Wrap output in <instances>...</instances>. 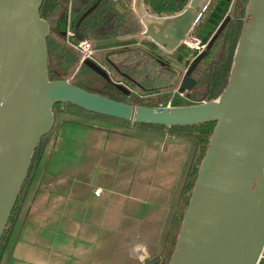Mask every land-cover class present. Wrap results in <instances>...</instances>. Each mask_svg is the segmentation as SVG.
<instances>
[{
	"label": "water",
	"instance_id": "1",
	"mask_svg": "<svg viewBox=\"0 0 264 264\" xmlns=\"http://www.w3.org/2000/svg\"><path fill=\"white\" fill-rule=\"evenodd\" d=\"M213 1L187 0L178 13L161 16L149 12L145 0H133V12L143 28L141 37L162 53L173 55L204 23ZM237 3L233 0L205 49L186 68L178 83L179 93L195 87L192 75L235 16ZM42 4L43 0H0V243L33 156L54 126L53 109L67 105L100 117L165 129L214 124L169 259L160 263L156 253L142 264H258L264 251V0H247L222 93L206 102L164 107L116 101L109 91H88L69 77L50 79V26L40 15ZM77 33L79 38L94 41ZM59 44L74 55L64 40ZM82 65L106 75L88 60ZM135 138L187 147L178 185L190 143L175 138Z\"/></svg>",
	"mask_w": 264,
	"mask_h": 264
},
{
	"label": "crops",
	"instance_id": "2",
	"mask_svg": "<svg viewBox=\"0 0 264 264\" xmlns=\"http://www.w3.org/2000/svg\"><path fill=\"white\" fill-rule=\"evenodd\" d=\"M168 1L145 0L144 6L152 13L154 5ZM119 2L133 12V0ZM142 31L139 24L137 33L111 43L131 41L139 47L136 40ZM54 41L60 45L63 39ZM97 52L98 57L107 51ZM71 57L77 63L78 54ZM78 126L71 121L60 124L55 143L42 154L23 195L24 214L13 221L0 264H142L156 253V260L166 261L186 146L125 138L90 126L82 139ZM93 138L103 140L97 161Z\"/></svg>",
	"mask_w": 264,
	"mask_h": 264
},
{
	"label": "trees",
	"instance_id": "3",
	"mask_svg": "<svg viewBox=\"0 0 264 264\" xmlns=\"http://www.w3.org/2000/svg\"><path fill=\"white\" fill-rule=\"evenodd\" d=\"M96 2L97 0H43L40 15L43 19L48 21L52 34L56 35V37L61 40L63 39L62 34L66 29L68 17L70 21V29L76 37H78V30L101 41L131 36L138 32L139 24L135 19L133 12L122 6L119 0H101L93 11H91L87 16L83 17ZM186 2L187 0H169L166 2V4L164 3V5H154L152 7V13L160 15V13H164L165 11H168L169 13L179 12L184 8ZM232 3L233 0H214L210 9V13L205 22L194 30V33L201 39L203 43H207L211 36L215 33L216 29L221 24L225 16L229 13ZM67 6H69L68 10ZM166 8H168V10H164ZM57 11L61 12L58 16H56ZM238 24L239 19L236 18L235 14V18L229 21L225 29L216 39L214 44L211 46L194 71L193 75L198 76L194 78L192 75L196 81V85L189 92L191 95L185 96L186 100H191L197 103L203 100L205 101L214 99L222 93L229 76V70L235 50L234 48ZM51 42L55 44L57 48V54L68 56V53H66V50L63 47L58 45L55 41ZM110 48L117 49L111 50ZM97 49L107 51L102 55L101 58L100 56L97 57L96 55L97 60L100 63L102 62V64L108 66L110 70L112 69L118 77L123 79L131 88L135 90L137 89V93L140 94L153 93L162 95V92H168L169 94L173 87L178 86L180 80L178 69L180 67L187 68L191 62V59L195 55V53L188 48H180L172 56H169L163 54L152 44L149 45L148 43L144 42L141 44V46L136 47L131 41L124 43L114 42L101 44ZM69 56L71 57V54ZM72 59V63H74L75 60L74 58ZM152 64L157 68L159 71L158 74L161 76H151L150 70H148V68ZM141 68L145 72L144 74L141 73L144 75L143 78L141 77V74L138 76L139 79L135 78L134 74L138 73L137 71L141 70ZM81 69L93 72L90 68L84 65L81 66ZM154 77L156 78L154 79ZM164 80L166 81L165 84H163ZM144 83L147 84V86ZM76 85L88 91H92L81 85ZM121 95L124 97V99H122L120 102H125L136 106L134 101H132V103L125 101L126 98L130 100H136V94L130 93L128 96L126 93H121ZM199 95H202L201 99H203H200V101L194 100L195 97H198ZM137 104L157 106L158 102L155 103V105H150L153 103L145 102V100H143ZM182 104L186 105L185 102L179 103V105ZM66 108L71 110L73 109V111L85 114L87 116L99 117L124 125L130 124L128 122L89 114L74 106H66ZM132 125L134 127L144 129H164L163 127L159 126ZM213 127L214 124L211 123L193 127L169 128V130L180 136H189L195 133L197 135L196 140L202 145L204 151V148L208 144ZM39 149L41 148H38L33 156L32 167H35L39 161L41 153ZM196 169L197 168L195 167L193 172L189 173L188 176L193 177L197 172ZM181 186L182 193H185L191 189L192 184L191 182L184 180ZM14 217L15 213L12 214L7 226L8 228L10 226V228H6L2 238V246L7 239L9 230H11L13 226Z\"/></svg>",
	"mask_w": 264,
	"mask_h": 264
},
{
	"label": "rangeland",
	"instance_id": "4",
	"mask_svg": "<svg viewBox=\"0 0 264 264\" xmlns=\"http://www.w3.org/2000/svg\"><path fill=\"white\" fill-rule=\"evenodd\" d=\"M148 3H150V0H148ZM246 4H247V0H238V3H237V8H236L235 14H236V18L239 19V24H238V29H237L236 43H237L239 31H240L241 21H242L243 16H244ZM68 8H69V6H67V10H68ZM169 10H171V9H169ZM62 12H63V10H62ZM60 13L61 12L57 11L56 16H58ZM205 19H206V17L204 18V20L203 19L202 20L205 22ZM50 20H51V18H50ZM200 25H202V24H200ZM192 35L196 36L201 41V39L194 33V31L192 32ZM55 38H56V35L52 34L51 29H50L49 41L47 40V58H48L49 78L50 79L68 77V72H69L68 70L70 69L72 62H73L72 57L69 56L71 53H69L67 50H66V53H68V56H62L61 54H57V48H56L55 44L53 42H51V41H54ZM236 43H235V46H236ZM182 48H186V47L183 46ZM102 52H103V50H102ZM102 52H101V54H103ZM169 56H172V55H169ZM101 57H102V55H100V58ZM105 69H106L105 73L107 76L103 75V73L102 74H96V73L89 72L85 69L80 68L74 74H72V72L70 71L69 72V79H71L75 83V85L76 84L81 85V86H83L89 90H97L100 93H102L105 90H111L113 92L112 98L115 100H118V101H121L123 99V96L121 95L122 92H130L131 91L134 94H136L137 99L136 100H134V99L130 100V99L126 98L125 101L131 102V103H132V101H134L136 103V105H138L137 103L143 101L145 98H146L145 102L149 101L150 103H153L150 105H155V103L160 102L162 99L166 98L169 95L168 92H166V93L162 92V95L161 94H153V93H146V94L137 93V89L135 90V89L131 88L129 85H127L123 79H121L120 77L115 75V72L112 69L110 70L108 68V66H105ZM148 70H150V74L152 77L153 76L159 77V75H160V74H158L159 71L157 70V68L153 64L148 68ZM185 70H186V68H184V67H180L178 69V75H179L180 79H181L183 73L185 72ZM137 72L138 73L134 74L135 78H138V76L141 73H143V74L145 73L142 68H141V70H139ZM146 72H148V71H146ZM143 74H141L142 78L144 76ZM193 77L195 78L198 76L193 75ZM155 78L156 77H154V79ZM165 83H166V81L164 80L163 84H165ZM145 85L147 86V84H145ZM115 88H118V90ZM175 88L176 87H173L171 89V91L174 90ZM171 91L169 93H171ZM190 95H191L190 93L187 94V96H190ZM201 97H202V95H199L198 97H195L194 100L200 101ZM214 99H216V98H214ZM211 100H213V99H211ZM203 101H200L197 103H201ZM206 101H209V100H205V102ZM181 102H185L186 105L197 104L196 102H193L191 100H186L185 96L183 99H180L179 103H181ZM66 106L67 105H64L63 107H61L60 105L55 106V108L53 109L54 123L57 124V121L60 119V117H62L63 121H66V122L71 121L74 124L78 123V125H80L78 127L81 128L80 130L79 129L78 130H79L80 137L82 139H84L83 133L85 131H88V128L86 126H90L91 128H97L100 130H109L112 132H119V133L123 134L125 136V138H129L128 136H132V135L147 136V137H155V135H162L164 137L175 136L178 138L176 140L189 142L191 145L190 152H189V163L184 169V173H183V175L181 177V181H180V186L183 184L184 180L191 182V184L193 186L196 174L193 177L188 176V174L193 172V169L195 167L197 168L196 170H198L200 163L202 161V158L204 156L205 150L207 148V146H206L204 148V151H203L202 145L199 144L198 141L196 140L197 135L195 133H193L192 135H189V136H185V135L180 136V135L174 134L169 129H165V128L161 129V130L138 128V127H134L132 125V123H130L129 125H126V124L124 125V124H120L117 122L105 120V119H102L99 117L87 116L85 114L77 113V112L73 111V109L71 110V109L66 108ZM60 111H63V114H59ZM89 134H90L89 138H91V135L93 133H89ZM102 141L103 140H101V138H100V141L95 140L94 138L92 141L93 158H95L96 161L98 160L100 152H101L100 147H101ZM95 160H93V162ZM177 178H178V176H177ZM27 186H26L25 190L23 189L24 188V186H23V188L20 192L19 198H18V202H17L16 207L13 211V213H15V217L17 216L16 218L18 221L20 219L21 214H24L23 213L24 209L22 210L24 205H22L21 208H20V205L22 203V199H23V195H24L25 191L27 189H29V187H27ZM191 190H192V187L187 192L182 193V189H181V195H180L181 199H180V201L178 200V203H177L176 208H175L176 222H175V225L173 227V235L171 237L170 246L166 250L167 255H168V258L166 260H168L170 257L174 242L176 240V237H177V234L179 231V227H180V224L182 221V217H183L184 211L186 209L187 202L190 198ZM178 192H179V190H178ZM15 217H14V219H15ZM9 228H10V226H9ZM9 228L7 227V229H9ZM0 245H1L0 248L2 249V244L0 243Z\"/></svg>",
	"mask_w": 264,
	"mask_h": 264
},
{
	"label": "built area",
	"instance_id": "5",
	"mask_svg": "<svg viewBox=\"0 0 264 264\" xmlns=\"http://www.w3.org/2000/svg\"><path fill=\"white\" fill-rule=\"evenodd\" d=\"M137 37H138L136 40L137 45H140L143 42L147 41L141 37V33L138 34ZM63 39L78 54V61L75 65L74 71H78L81 67V64L85 60H88L96 64L97 66H99L105 72L106 70L105 65L104 64L102 65L100 62H98L96 58L97 46H99L97 44V41H100V40L93 38L94 41H92V40H87L83 38H77L73 34L72 30L70 29L69 17L66 22V29L64 31ZM183 46L190 49L192 52H194L195 53L194 57H195L197 54L201 53L205 49L206 43L201 42L196 36L191 34L188 38L184 40ZM130 93H133V92L130 91ZM184 96L185 94H181L178 92V86H177L174 90L171 91V93H169V95L166 98L158 102L157 106L164 107V106L179 105L180 99H183ZM144 100H146V98ZM94 195L98 196L99 190H95ZM258 264H264V251L259 258Z\"/></svg>",
	"mask_w": 264,
	"mask_h": 264
},
{
	"label": "flooded vegetation",
	"instance_id": "6",
	"mask_svg": "<svg viewBox=\"0 0 264 264\" xmlns=\"http://www.w3.org/2000/svg\"><path fill=\"white\" fill-rule=\"evenodd\" d=\"M235 18V16L234 17H232L231 19H234ZM207 44V43H206ZM75 65H76V60H75V62L74 63H72V65H71V67H70V69L68 70L69 72L71 71L72 72V74H74L76 71H74V68H75ZM81 68V67H80ZM74 71V72H73ZM69 72H68V74H69ZM115 89H117L118 90V88H115ZM105 91H109L111 94H110V97L112 98L113 96V92L111 91V90H105ZM104 92V91H103ZM122 93H124L125 94V92H122ZM130 93V92H129ZM187 94L188 93H186L185 94V96H187ZM113 99V98H112ZM123 99H124V97H123ZM146 102H149V101H146ZM55 108V107H54ZM59 114H63V111H60V113ZM66 123V121H63V119H62V117H60V119L57 121V124H55L54 123V126H53V128H52V131L48 134V135H46L45 137H43L42 139H41V141H40V144H39V146H38V148H41V149H39L40 150V157H39V161H40V158H41V156H42V154L44 153V151L50 146V147H52V145L55 143V139H56V137H57V132H58V128H59V126H60V124H62V123ZM135 136H137V135H132V136H129V137H131V138H134V139H136L135 138ZM152 138H154V137H152ZM172 138H175V139H178L177 137H175V136H172V137H170V139H168V140H171ZM166 141V140H165ZM190 147H191V145H190ZM186 149H187V147H185ZM187 152V151H186ZM39 161H38V163L36 164V166L35 167H32V164H31V168H30V171H29V174H28V177H27V181L24 183V190L26 189V186L29 184V182H31L32 181V179H33V174H34V170L37 168V166H38V164H39ZM188 163H189V154H188V157H187V162L185 163V166H184V169H185V167L188 165ZM95 192V191H94ZM23 193V192H22ZM99 193H100V191H99Z\"/></svg>",
	"mask_w": 264,
	"mask_h": 264
}]
</instances>
